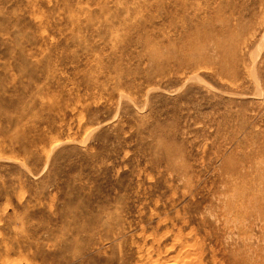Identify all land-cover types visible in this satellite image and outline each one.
<instances>
[{
	"label": "rangeland",
	"instance_id": "374dc122",
	"mask_svg": "<svg viewBox=\"0 0 264 264\" xmlns=\"http://www.w3.org/2000/svg\"><path fill=\"white\" fill-rule=\"evenodd\" d=\"M0 264H264V0H0Z\"/></svg>",
	"mask_w": 264,
	"mask_h": 264
},
{
	"label": "bare ground",
	"instance_id": "6f19581e",
	"mask_svg": "<svg viewBox=\"0 0 264 264\" xmlns=\"http://www.w3.org/2000/svg\"><path fill=\"white\" fill-rule=\"evenodd\" d=\"M196 259V258H195ZM181 263V262H180Z\"/></svg>",
	"mask_w": 264,
	"mask_h": 264
}]
</instances>
